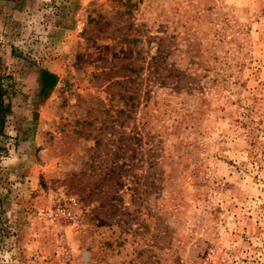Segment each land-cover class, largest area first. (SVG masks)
Instances as JSON below:
<instances>
[{
  "label": "rangeland",
  "instance_id": "obj_1",
  "mask_svg": "<svg viewBox=\"0 0 264 264\" xmlns=\"http://www.w3.org/2000/svg\"><path fill=\"white\" fill-rule=\"evenodd\" d=\"M19 1L61 71L0 153V264H264V0Z\"/></svg>",
  "mask_w": 264,
  "mask_h": 264
},
{
  "label": "crops",
  "instance_id": "obj_2",
  "mask_svg": "<svg viewBox=\"0 0 264 264\" xmlns=\"http://www.w3.org/2000/svg\"><path fill=\"white\" fill-rule=\"evenodd\" d=\"M23 4L0 0V71L8 76L1 84L0 153L7 150L19 172H23L24 164L18 162L31 156L28 153L34 149L29 126L41 115V97L56 86L61 71L59 59L53 56H41L36 61L13 53V44L25 47L20 36L26 30Z\"/></svg>",
  "mask_w": 264,
  "mask_h": 264
},
{
  "label": "built area",
  "instance_id": "obj_3",
  "mask_svg": "<svg viewBox=\"0 0 264 264\" xmlns=\"http://www.w3.org/2000/svg\"><path fill=\"white\" fill-rule=\"evenodd\" d=\"M70 200H74L73 198H71ZM66 216L67 218H70L72 217V214H71V211L69 209H67L66 207H61V208H58L55 212V216Z\"/></svg>",
  "mask_w": 264,
  "mask_h": 264
},
{
  "label": "trees",
  "instance_id": "obj_4",
  "mask_svg": "<svg viewBox=\"0 0 264 264\" xmlns=\"http://www.w3.org/2000/svg\"><path fill=\"white\" fill-rule=\"evenodd\" d=\"M1 95H2V91H1V87H0V119H1V111H2V107H1Z\"/></svg>",
  "mask_w": 264,
  "mask_h": 264
}]
</instances>
